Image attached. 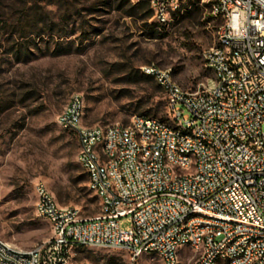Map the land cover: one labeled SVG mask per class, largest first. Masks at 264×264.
I'll return each mask as SVG.
<instances>
[{
  "label": "built area",
  "instance_id": "built-area-1",
  "mask_svg": "<svg viewBox=\"0 0 264 264\" xmlns=\"http://www.w3.org/2000/svg\"><path fill=\"white\" fill-rule=\"evenodd\" d=\"M198 1L221 21L202 56L213 82L189 94L169 71L142 68L163 90L168 118L133 116L126 126L83 125L73 95L57 124L77 138L100 216L81 218L37 183L35 213L51 236L29 250L0 239V264H71L77 247L161 264H180L186 252L184 264H264V0ZM181 5L151 0V19L163 27Z\"/></svg>",
  "mask_w": 264,
  "mask_h": 264
},
{
  "label": "rangeland",
  "instance_id": "rangeland-1",
  "mask_svg": "<svg viewBox=\"0 0 264 264\" xmlns=\"http://www.w3.org/2000/svg\"><path fill=\"white\" fill-rule=\"evenodd\" d=\"M137 2L0 0L1 240L29 250L51 236L48 222L35 213L37 183L59 206L78 209L81 218L100 216L76 162L77 138L57 124L73 95L83 100V125L126 126L133 116L168 118L164 92L143 78L142 68L169 71L189 94L213 82L202 56L215 46L221 21L208 19V6L180 0L184 6L198 3L162 27L144 18L145 10H135ZM120 228H129L126 219ZM71 264L161 262L152 256L133 260L123 250L77 247Z\"/></svg>",
  "mask_w": 264,
  "mask_h": 264
},
{
  "label": "trees",
  "instance_id": "trees-1",
  "mask_svg": "<svg viewBox=\"0 0 264 264\" xmlns=\"http://www.w3.org/2000/svg\"><path fill=\"white\" fill-rule=\"evenodd\" d=\"M198 2H194V3H189L187 4V6H184V5H181L179 7V9L175 12L174 16L179 14L181 12V10H184V11H187L188 9H193L195 8V5L197 4ZM136 7H138V11H142V10H145V15H144V18L146 19H150L152 17V12L151 10L149 9V4H148V1L145 2L144 0H138L137 4L135 5V10H136ZM190 7V8H188ZM209 8V6H208ZM183 19V18H182ZM208 19H217V18H213L212 16H209ZM156 27V26H155ZM143 78L147 79V80H154L153 77L151 76H143ZM155 81V80H154ZM156 82V81H155ZM157 84V83H156ZM157 86L161 89V87L157 84ZM162 90V89H161ZM163 91V90H162ZM143 117V116H142ZM72 133V132H71ZM73 134V133H72ZM80 168V167H79ZM82 171V170H81ZM84 177H85V181H86V184H87V176L83 173ZM97 199V198H96Z\"/></svg>",
  "mask_w": 264,
  "mask_h": 264
}]
</instances>
